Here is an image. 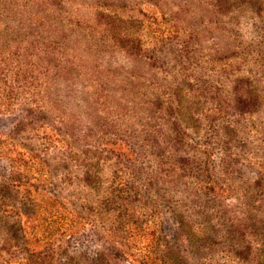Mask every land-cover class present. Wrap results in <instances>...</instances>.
Instances as JSON below:
<instances>
[{"label":"rangeland","instance_id":"1","mask_svg":"<svg viewBox=\"0 0 264 264\" xmlns=\"http://www.w3.org/2000/svg\"><path fill=\"white\" fill-rule=\"evenodd\" d=\"M0 264H264V0H0Z\"/></svg>","mask_w":264,"mask_h":264}]
</instances>
